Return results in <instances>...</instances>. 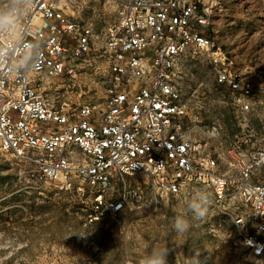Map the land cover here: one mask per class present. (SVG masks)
<instances>
[{"label": "built area", "instance_id": "obj_1", "mask_svg": "<svg viewBox=\"0 0 264 264\" xmlns=\"http://www.w3.org/2000/svg\"><path fill=\"white\" fill-rule=\"evenodd\" d=\"M71 4L39 0L31 24L46 42L44 69L27 84L15 78L0 84V151L34 166L58 190L86 196L88 224L115 220L139 202V192L125 186L136 175L146 176L154 207L189 183L206 184L218 200L231 185L242 208L233 217L239 242L261 259L264 146L214 154L210 142L221 127L217 120L205 123L211 89L242 130L264 105L205 33L220 4L117 0L100 40ZM196 57L210 69L200 80L186 69ZM79 67L105 73L102 106L61 102L54 81L74 77ZM224 164L232 176L218 174Z\"/></svg>", "mask_w": 264, "mask_h": 264}, {"label": "rangeland", "instance_id": "obj_2", "mask_svg": "<svg viewBox=\"0 0 264 264\" xmlns=\"http://www.w3.org/2000/svg\"><path fill=\"white\" fill-rule=\"evenodd\" d=\"M216 1L220 7L205 33L219 46L232 70L253 79L255 93L260 95L264 76L256 74L264 70V0ZM116 5L117 0H72L71 4L75 16L93 25L99 40L114 18ZM194 69L200 80V66ZM106 82L102 71L79 67L74 77L56 80L54 86L61 102L70 107L84 103L102 106ZM217 96L211 89L206 102L205 123L210 126L217 120L221 127L218 138L210 142L211 151L226 152L236 145L241 149L263 147L264 126L250 122L248 128L240 129L231 111L217 104ZM218 174L233 175L226 164L219 167ZM146 181L143 174L126 180L127 190L140 194L132 208L123 210L115 220L106 217L88 224L85 216L90 202L86 196L58 190L44 182L34 166L0 151V264H139L151 246H168L169 264H187V257L197 253L201 264H264V255L253 260L239 242L240 229L233 217L242 208L233 186L218 200L206 184L189 183L182 194L154 207ZM194 188L212 193L208 215L190 237L177 240L169 231V219L173 207Z\"/></svg>", "mask_w": 264, "mask_h": 264}, {"label": "clouds", "instance_id": "obj_3", "mask_svg": "<svg viewBox=\"0 0 264 264\" xmlns=\"http://www.w3.org/2000/svg\"><path fill=\"white\" fill-rule=\"evenodd\" d=\"M39 0H0V84L15 78L27 84L44 69L46 42L31 18ZM173 207L169 231L177 240L190 237L198 224L205 221L212 201L206 188H194ZM182 246V245H181ZM168 246H151L145 250L139 264H169ZM187 264H201L198 253L187 257Z\"/></svg>", "mask_w": 264, "mask_h": 264}, {"label": "crops", "instance_id": "obj_4", "mask_svg": "<svg viewBox=\"0 0 264 264\" xmlns=\"http://www.w3.org/2000/svg\"><path fill=\"white\" fill-rule=\"evenodd\" d=\"M195 66H200L201 73H205V72L210 70L209 66L206 64V62H203L201 58L196 57L195 61L193 63L187 64V66H186V69H189V71L194 74L195 78H196V72L194 69ZM256 76L258 78L264 76V70H258ZM245 77L250 79L252 84L254 85V81L252 78H250L247 75ZM263 93H264V91H263ZM263 93L261 92L260 95H257V98H258V100L263 101V103H264V94ZM250 121L252 124H261L264 126V105H261L259 107V110H254V112L250 116Z\"/></svg>", "mask_w": 264, "mask_h": 264}]
</instances>
